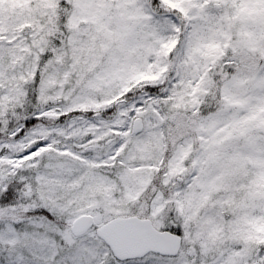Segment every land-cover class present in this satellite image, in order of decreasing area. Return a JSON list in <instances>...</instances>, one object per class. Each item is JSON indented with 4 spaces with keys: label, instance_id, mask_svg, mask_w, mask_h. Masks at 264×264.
I'll return each instance as SVG.
<instances>
[{
    "label": "snow or ice",
    "instance_id": "6c2138e0",
    "mask_svg": "<svg viewBox=\"0 0 264 264\" xmlns=\"http://www.w3.org/2000/svg\"><path fill=\"white\" fill-rule=\"evenodd\" d=\"M0 264H264V0H0Z\"/></svg>",
    "mask_w": 264,
    "mask_h": 264
}]
</instances>
